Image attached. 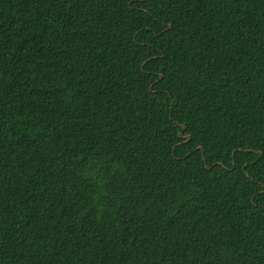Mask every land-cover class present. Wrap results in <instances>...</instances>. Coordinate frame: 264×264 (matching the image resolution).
I'll list each match as a JSON object with an SVG mask.
<instances>
[{
	"label": "trees",
	"instance_id": "obj_1",
	"mask_svg": "<svg viewBox=\"0 0 264 264\" xmlns=\"http://www.w3.org/2000/svg\"><path fill=\"white\" fill-rule=\"evenodd\" d=\"M0 264H264V0H0Z\"/></svg>",
	"mask_w": 264,
	"mask_h": 264
},
{
	"label": "water",
	"instance_id": "obj_2",
	"mask_svg": "<svg viewBox=\"0 0 264 264\" xmlns=\"http://www.w3.org/2000/svg\"><path fill=\"white\" fill-rule=\"evenodd\" d=\"M160 77H163V75L162 74H160ZM151 88V87H150ZM186 129V126H183V131ZM183 131H181L180 132V136H182V134H183ZM186 137H187V139L186 140H191V138H192V136L190 135V134H188V135H185ZM207 165V164H206ZM207 167L210 169L211 167L209 166V165H207Z\"/></svg>",
	"mask_w": 264,
	"mask_h": 264
}]
</instances>
